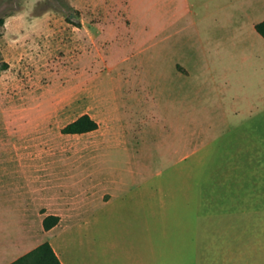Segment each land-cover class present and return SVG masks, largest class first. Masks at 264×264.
<instances>
[{"label": "rangeland", "instance_id": "1", "mask_svg": "<svg viewBox=\"0 0 264 264\" xmlns=\"http://www.w3.org/2000/svg\"><path fill=\"white\" fill-rule=\"evenodd\" d=\"M1 18L0 264L111 193L163 207L198 264H253V167L223 145L254 127L264 0H0ZM85 114L97 128L64 130Z\"/></svg>", "mask_w": 264, "mask_h": 264}, {"label": "crops", "instance_id": "2", "mask_svg": "<svg viewBox=\"0 0 264 264\" xmlns=\"http://www.w3.org/2000/svg\"><path fill=\"white\" fill-rule=\"evenodd\" d=\"M242 84L243 89L238 96L245 99L247 86L245 82ZM253 91V129L243 132L238 130L237 142H233L235 146L232 143L223 147L236 149L240 164L253 167V178L247 180H250L251 186L243 184L241 189V181H238L237 223L245 220L251 225L253 222L249 227L253 231L252 261L253 264H264V178L261 174V167H264V66L260 68L259 78L254 79ZM133 198L137 196L111 193L109 197H99L106 206L94 213L82 205L78 215L70 218L61 216L58 224L45 228L44 240L52 244L63 264H198L195 239H182L179 223L178 237H175V225L165 226L163 217L156 216L163 212V207L144 210L140 207L141 201L130 200ZM112 203H120L122 207H113ZM251 206L252 221L245 219L244 212ZM143 210L146 221L141 217ZM125 212H130L131 216L121 214ZM118 214L121 216H116ZM140 219L144 220L143 223ZM67 240L77 243L76 255L73 257L66 246ZM206 260L205 257V264Z\"/></svg>", "mask_w": 264, "mask_h": 264}, {"label": "trees", "instance_id": "3", "mask_svg": "<svg viewBox=\"0 0 264 264\" xmlns=\"http://www.w3.org/2000/svg\"><path fill=\"white\" fill-rule=\"evenodd\" d=\"M1 24H4V18L0 19ZM256 29L264 37V19L256 24ZM1 65V64H0ZM7 65V63H4ZM98 127V122L89 114L70 122L64 130L66 132H85ZM60 221V216L57 214H48L44 218V227L49 229ZM9 264H63L54 247L49 241H44L29 252L21 255Z\"/></svg>", "mask_w": 264, "mask_h": 264}]
</instances>
